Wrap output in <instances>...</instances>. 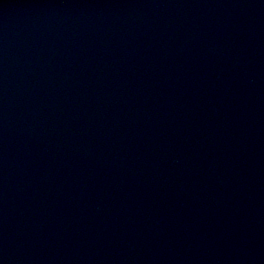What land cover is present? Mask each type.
Instances as JSON below:
<instances>
[{
	"label": "water",
	"instance_id": "1",
	"mask_svg": "<svg viewBox=\"0 0 264 264\" xmlns=\"http://www.w3.org/2000/svg\"><path fill=\"white\" fill-rule=\"evenodd\" d=\"M0 264H264V0H0Z\"/></svg>",
	"mask_w": 264,
	"mask_h": 264
}]
</instances>
